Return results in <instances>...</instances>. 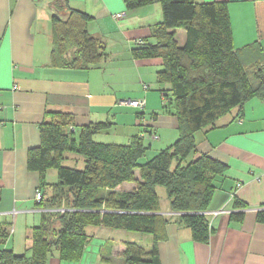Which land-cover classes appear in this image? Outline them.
<instances>
[{
  "label": "crops",
  "instance_id": "crops-1",
  "mask_svg": "<svg viewBox=\"0 0 264 264\" xmlns=\"http://www.w3.org/2000/svg\"><path fill=\"white\" fill-rule=\"evenodd\" d=\"M195 1L227 2L236 50L247 65H264L255 0ZM70 8L92 17L88 30L106 46L107 59L96 67L50 65L52 19L66 18ZM162 20L160 2L130 9L125 0H0V219L12 223L11 236L0 249L24 253L32 242V228L42 220L44 210L34 197L39 174L28 168V151L40 144V124L47 110L72 112L79 126L110 121L112 127L99 134L125 144L144 131L149 137L155 133L157 138L146 140L150 159L179 138L178 118L162 103L161 89L168 87L157 79L162 59L132 56L137 41H153V29ZM178 40L184 44L186 32ZM122 99H145L146 106L139 110L121 105ZM195 137L197 153L190 159L205 153L227 165L216 178L207 211L225 207L230 212L207 218L211 234L203 243L193 239L190 228L177 223L181 213L172 211L169 201L166 207L161 205L160 212L170 222L167 238L158 243L159 264H264V222L258 219L264 210V99L248 100ZM52 171L49 183L58 179ZM123 185L128 191L135 188L134 183ZM236 199L247 207L236 209ZM236 211L243 213L240 222L231 219ZM87 232L90 241L78 262L62 261L55 250L48 264H124L125 242L147 249L153 242L151 234L105 226H90Z\"/></svg>",
  "mask_w": 264,
  "mask_h": 264
},
{
  "label": "trees",
  "instance_id": "trees-1",
  "mask_svg": "<svg viewBox=\"0 0 264 264\" xmlns=\"http://www.w3.org/2000/svg\"><path fill=\"white\" fill-rule=\"evenodd\" d=\"M125 2L130 9L162 4L163 20L153 29V41L140 40L132 56L162 59L157 79L168 85L161 89L167 98L163 107L177 116L179 138L141 163L149 148L148 135H135L126 144L98 142L94 137L111 128L112 122L79 126L74 113L47 110L40 124V144L28 151V168L38 172L42 193L36 205L45 212L40 224L32 228L26 251L17 254L1 248L0 264H48L55 250L62 261L78 262L90 241V226L153 235L149 249L125 242L121 257L124 264H159L158 243L167 238L170 222L160 212V186L166 190L170 209L181 213L177 223L190 228L195 241L209 242L211 228L204 212L217 188L216 178L227 165L205 153L190 159L197 153L195 134L214 127L218 119L248 100L264 99V65H247L236 50L227 2ZM254 4L258 35L264 38V0ZM91 19L75 8H70L66 18L53 17L51 66L90 69L107 59L104 42L88 30ZM179 29L186 32L184 44L178 40ZM68 154L82 156L85 167L65 166ZM50 170L57 171L55 183L47 180ZM124 183H134L135 188L120 190ZM62 207L64 212L57 210ZM234 207L243 209L247 204L236 199ZM231 219L240 222L243 213L233 212ZM258 219L264 222V210ZM11 229L12 223L0 219L1 245L9 240Z\"/></svg>",
  "mask_w": 264,
  "mask_h": 264
},
{
  "label": "rangeland",
  "instance_id": "rangeland-1",
  "mask_svg": "<svg viewBox=\"0 0 264 264\" xmlns=\"http://www.w3.org/2000/svg\"><path fill=\"white\" fill-rule=\"evenodd\" d=\"M178 31H179V34L177 36L178 39H181L183 36H185V31L183 29H179ZM136 43H139V41H137ZM108 137H109L108 135L97 134L94 138L98 142L109 143V142L117 141L116 143L124 144V141H122V140H113V137H109V138ZM150 157H151L150 154L146 153V155L142 159H140V162L144 163V162L148 161L150 159ZM64 165L65 166H70V167H75V168H78V169H83L85 167V160H84V158L82 156H78V155H75V154H68L67 159H65V161H64ZM52 172H53V174H55V176H57V171L56 170H53ZM137 173H138V171H137ZM49 178L52 181V177L50 176ZM120 190L127 191L126 186L123 185V187H121ZM158 193H159L160 203H161L162 207L164 208V207L167 206L168 201H169L168 198H167V195H166L165 188L160 186L158 188ZM42 210H45V209L42 208ZM17 212L18 211L16 210V213Z\"/></svg>",
  "mask_w": 264,
  "mask_h": 264
},
{
  "label": "built area",
  "instance_id": "built-area-1",
  "mask_svg": "<svg viewBox=\"0 0 264 264\" xmlns=\"http://www.w3.org/2000/svg\"><path fill=\"white\" fill-rule=\"evenodd\" d=\"M121 16H122V14H116V17H121ZM145 87L147 88L148 86L145 85ZM161 94H162V103H165L167 101L166 93L164 91H161ZM119 104L131 106V107H135L139 110H143L146 106V101H145V99H122V100H120ZM141 134L143 136H146L147 132L144 131ZM150 138L155 139V138H157V135L155 133H150ZM34 197H35L36 201H38L42 198V193L39 189L36 190ZM57 210L62 211V212L65 211L64 207L57 209ZM229 212H230V210L223 207V208H219V209L213 210V211H205L204 214L206 215L207 218H209L210 220H213V218H215L216 216H219L220 214H226ZM13 214L14 215L17 214L16 209H14Z\"/></svg>",
  "mask_w": 264,
  "mask_h": 264
},
{
  "label": "bare ground",
  "instance_id": "bare-ground-1",
  "mask_svg": "<svg viewBox=\"0 0 264 264\" xmlns=\"http://www.w3.org/2000/svg\"><path fill=\"white\" fill-rule=\"evenodd\" d=\"M147 131H149V130H147Z\"/></svg>",
  "mask_w": 264,
  "mask_h": 264
}]
</instances>
